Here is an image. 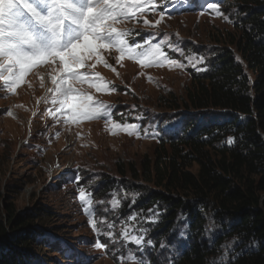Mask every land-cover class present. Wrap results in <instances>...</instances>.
Instances as JSON below:
<instances>
[{"label":"rangeland","instance_id":"1","mask_svg":"<svg viewBox=\"0 0 264 264\" xmlns=\"http://www.w3.org/2000/svg\"><path fill=\"white\" fill-rule=\"evenodd\" d=\"M226 1L215 0L229 17L227 21L203 8L205 0H159L156 11L143 17L154 22L163 12L164 20L158 28L146 27L143 18H140L141 22L127 21L117 25L134 29L130 43H143L149 37L157 43L166 35L182 52H174L166 46L165 51L170 59L185 64L183 69L170 68L167 64L142 68L128 58L117 63L119 53L112 49L103 54L116 72L103 64L91 71L99 72L111 82L110 87L114 86L115 91L97 92L89 86L94 80L77 85L95 99L111 105L112 121L121 125L138 124V136H130L122 130L113 135L111 123L104 119L85 120L78 125L57 123L46 111L52 107L46 102L52 95L48 91L52 87L48 67L42 66L30 74L15 94L0 88V187L3 196L7 195L4 199L9 204L16 203L21 213L45 206L53 215L52 224L62 231L60 238L77 251L72 254L63 250V259L56 254L51 257V264H137V261L140 264L144 261L164 264L167 254L173 256L180 250L186 234L182 228L174 235L172 243L161 245L157 251L156 235L152 234L155 223L147 222L151 216L147 214L138 215L137 221L132 222L137 228L147 230L143 249L122 240L119 233L131 214L126 208L130 207L132 197L130 187H120L127 183V170H137L145 156H152L162 131H176L182 126L179 121H173L179 113L171 110L167 101L184 98L186 89L195 81L193 77H201L206 72L211 52L232 49L231 44L239 32L234 16L236 11L233 7L229 10ZM189 56H203L204 62L192 67L188 64ZM148 76L153 80L149 81ZM2 83L0 81V85ZM34 108L37 117L28 139L25 128ZM8 111L12 115H8ZM171 114L174 117H170ZM191 171L196 172L197 165H193ZM81 187L93 201V218L98 229L103 233L109 231V224L115 225L112 229L115 240L97 235L88 223L89 217L79 199ZM112 199L120 200L117 209H112ZM152 218L155 220L156 217ZM97 240L106 244V248L97 249ZM148 240L152 241L151 245ZM129 252L137 257V261L124 259Z\"/></svg>","mask_w":264,"mask_h":264},{"label":"trees","instance_id":"2","mask_svg":"<svg viewBox=\"0 0 264 264\" xmlns=\"http://www.w3.org/2000/svg\"><path fill=\"white\" fill-rule=\"evenodd\" d=\"M225 5L236 11L232 49L211 52L184 98L167 101L182 126L162 131L152 156L127 170L120 187H130L126 211L157 213V251L186 232L164 264H233L237 254L234 264H264V0ZM6 197L0 187V264H51L63 250L77 254L45 206L21 213Z\"/></svg>","mask_w":264,"mask_h":264},{"label":"snow or ice","instance_id":"3","mask_svg":"<svg viewBox=\"0 0 264 264\" xmlns=\"http://www.w3.org/2000/svg\"><path fill=\"white\" fill-rule=\"evenodd\" d=\"M158 6L159 0H0V81L3 82L0 88L15 94L17 88L26 82L29 73L47 66L52 84L48 91L52 95L46 102H50L52 107L46 111L57 123L78 125L85 120L104 119L111 123L113 135L117 130H122L130 136H138V124L121 125L112 121L111 105L95 99L77 85L94 80L89 86L97 92L115 91L114 86L110 87L111 82L106 81L99 72L91 71L103 64L116 72L103 54L105 51L110 53L112 49L119 53L117 63L128 58L135 60L142 68L167 64L170 68L183 69L186 65L177 59H170L165 51L166 46L174 52H182L178 45L169 42L166 35L157 43H153L151 37L143 43H130L129 37L134 29L117 26L127 21L141 22L140 18L155 12ZM202 7L211 14L229 20L215 0H205ZM163 20L164 13L161 12L154 22L143 18L142 23L146 27L158 28ZM90 60L95 63H89ZM187 60L195 67L204 62V57L189 56ZM147 78L153 80L151 76ZM7 114L12 115L11 111ZM233 142V138L227 141L229 144ZM79 199L89 217L88 223L97 235L115 240L116 235L112 231L115 225L109 224V231L103 233L98 229L97 221L93 218V201L82 187L79 188ZM120 203V200L112 199V209H117ZM155 215L157 213L152 212L147 222L155 223L152 218ZM137 219V213L130 214L119 235L124 242L143 249L147 230L139 229L132 223ZM147 243L151 245L152 241L148 240ZM95 247L105 249L106 244L97 240ZM237 256L232 258L233 264ZM124 259L137 261L132 252ZM137 264L140 262L137 261ZM143 264L148 262L144 261Z\"/></svg>","mask_w":264,"mask_h":264}]
</instances>
